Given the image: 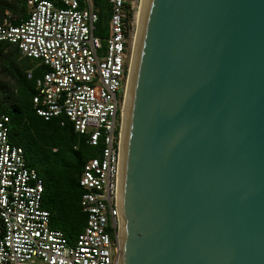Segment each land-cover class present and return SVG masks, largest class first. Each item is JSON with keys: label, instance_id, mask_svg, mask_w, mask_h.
<instances>
[{"label": "water", "instance_id": "water-1", "mask_svg": "<svg viewBox=\"0 0 264 264\" xmlns=\"http://www.w3.org/2000/svg\"><path fill=\"white\" fill-rule=\"evenodd\" d=\"M116 264H264V0H139Z\"/></svg>", "mask_w": 264, "mask_h": 264}, {"label": "built area", "instance_id": "built-area-1", "mask_svg": "<svg viewBox=\"0 0 264 264\" xmlns=\"http://www.w3.org/2000/svg\"><path fill=\"white\" fill-rule=\"evenodd\" d=\"M25 2L18 23L3 11L0 41L32 63L26 78L42 67L33 79L35 112L45 120L64 117L88 144L101 147L83 164L79 202L86 218L69 240L50 228L42 180L9 141L8 116L0 110V264H116L121 112L130 68L126 0H108L104 37L94 34L91 0Z\"/></svg>", "mask_w": 264, "mask_h": 264}, {"label": "trees", "instance_id": "trees-1", "mask_svg": "<svg viewBox=\"0 0 264 264\" xmlns=\"http://www.w3.org/2000/svg\"><path fill=\"white\" fill-rule=\"evenodd\" d=\"M91 2L97 11L94 34L104 37L108 0ZM125 6L130 21L132 11L128 0ZM4 10L9 12L10 22L18 23L26 15V2L0 0V19ZM31 65L19 56L15 45L0 41V68L9 80L0 78V110L8 116L9 141L22 148L26 166L33 168L42 180L41 206L49 213L50 228L73 240L86 218L79 202L83 190L78 179L83 164L98 155L101 144H88L86 136L74 132L71 123L62 116L45 120L35 112L33 79L42 67H34L32 79H28L24 70Z\"/></svg>", "mask_w": 264, "mask_h": 264}, {"label": "bare ground", "instance_id": "bare-ground-1", "mask_svg": "<svg viewBox=\"0 0 264 264\" xmlns=\"http://www.w3.org/2000/svg\"><path fill=\"white\" fill-rule=\"evenodd\" d=\"M142 12H143V10H142V7H141L140 2L138 0V5H137L136 11H135V26H136V30H135V35H134L133 51H132V54H130V68H129V74H128V79H127L125 99H124L123 108H122V112H121V137H120L119 174H120V165H121V156H122L123 138H124V130H125L128 95H129L130 84H131V79H132V73H133V68H134L135 54H136V49H137V44H138V39H139Z\"/></svg>", "mask_w": 264, "mask_h": 264}, {"label": "rangeland", "instance_id": "rangeland-1", "mask_svg": "<svg viewBox=\"0 0 264 264\" xmlns=\"http://www.w3.org/2000/svg\"><path fill=\"white\" fill-rule=\"evenodd\" d=\"M130 9L132 11V17L130 19L129 24H128V35H127V39H128V45H129V52L130 54H132L133 51V43H134V35H135V30H136V26H135V11H136V7L138 5V0H128ZM23 64H26L25 61H23ZM0 78L1 79H5L7 81H9L6 77H4L2 75L1 72V68H0Z\"/></svg>", "mask_w": 264, "mask_h": 264}, {"label": "crops", "instance_id": "crops-1", "mask_svg": "<svg viewBox=\"0 0 264 264\" xmlns=\"http://www.w3.org/2000/svg\"><path fill=\"white\" fill-rule=\"evenodd\" d=\"M106 31H107V27H106Z\"/></svg>", "mask_w": 264, "mask_h": 264}]
</instances>
